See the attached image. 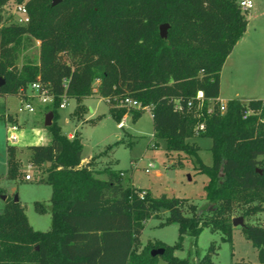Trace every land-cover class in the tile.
Returning a JSON list of instances; mask_svg holds the SVG:
<instances>
[{"label":"trees","instance_id":"trees-1","mask_svg":"<svg viewBox=\"0 0 264 264\" xmlns=\"http://www.w3.org/2000/svg\"><path fill=\"white\" fill-rule=\"evenodd\" d=\"M10 1L24 4L26 24L3 20L2 7ZM51 1L0 0V96L27 98L22 90L36 80L54 95L47 105L53 117L45 126L49 141L28 145L29 162L43 168L40 180L51 188L50 228L34 230L17 201L6 203L0 212V264H156L158 255H150L156 248H163L167 264H189L173 252L185 235L195 244L204 228L231 243L234 211L241 208L246 221L264 209V98L228 99L222 112L218 100L221 67L247 25L238 1ZM163 23L165 38L159 36ZM27 37L39 41L38 60L25 59L19 67V45ZM198 90L203 102L196 108ZM62 94L75 99L76 115L83 98H104L117 122L126 113L136 120L148 108L153 137L164 141L165 150L198 159L196 169L207 176V207L123 186L121 172L93 168L95 156L82 164L80 135L67 137L56 122ZM123 98L139 101L141 108L121 105ZM100 118L85 121L94 125ZM0 119L15 122L1 112ZM193 135L210 138V165L188 141ZM5 154L6 176L16 179L21 175L16 147L6 143ZM34 208L47 210L40 202ZM160 209L167 211L165 223L177 224L176 241L141 246L143 222ZM240 228L257 261L233 264H264V225L246 221ZM215 253L211 243L196 264H215Z\"/></svg>","mask_w":264,"mask_h":264},{"label":"rangeland","instance_id":"rangeland-1","mask_svg":"<svg viewBox=\"0 0 264 264\" xmlns=\"http://www.w3.org/2000/svg\"><path fill=\"white\" fill-rule=\"evenodd\" d=\"M251 1L252 7L243 11L247 19L245 33L240 41L236 42L220 70L219 100L222 103L232 98L241 101L264 98V0ZM14 7L15 3L12 1L2 7L3 20L16 21L19 15L14 11ZM38 51V40L24 38L19 45L17 65L20 67L25 59L37 62ZM25 100L26 98L20 96H0V112L10 114L15 120L11 122L0 119V212L4 210L6 203L17 197L29 225L34 230L46 231L50 228L48 209L51 188L40 180L44 176L43 168L35 167L29 162L28 145L49 141L50 136L43 122L51 106H39L36 100L30 98L27 101L33 103L34 112L20 111L19 106ZM82 104L79 115L74 113L76 101L73 98H66L64 108L56 107L55 111L58 115L56 122L64 135L69 138L74 134L80 135L83 161L95 156L94 165L98 164L97 167H109L121 172L123 186L147 189L153 197L165 194L168 197L185 199V205L192 203L199 209L207 207L204 194L207 176L196 169L198 159L165 150L164 141L153 137L148 108H145L136 120L131 118L130 113H126L124 126L117 128V121L108 113L104 98L91 94L82 99ZM89 106L93 112L88 111ZM209 108H212L211 103ZM98 115L101 118L94 125L85 121ZM13 123L18 124V140L14 146L19 161L18 169L21 172L16 179L6 176V126ZM188 141L199 147V159L205 165H210V138L193 135ZM109 145L112 146L107 149ZM178 160L181 161L180 164ZM149 163H153L154 167L145 171ZM26 173L31 176L28 180L24 179ZM98 178H105V175ZM35 202L42 203L47 210L37 212L34 208ZM241 212L242 209L237 208L233 213L234 217L240 216ZM166 216L167 211L160 209L143 222L139 237L141 246L156 241L166 245L174 244L178 234L177 224L165 223ZM246 221L264 225V209L247 217ZM246 221L243 219V222ZM231 239V243L223 241L219 232L204 228L197 236L195 244L191 236L185 235L181 249L175 250L173 255L187 259L189 264H196L213 243L216 253L211 255V259L215 264H233L239 260L257 261L256 251L251 242L243 236L240 226H233ZM156 264L167 263L158 255Z\"/></svg>","mask_w":264,"mask_h":264},{"label":"built area","instance_id":"built-area-1","mask_svg":"<svg viewBox=\"0 0 264 264\" xmlns=\"http://www.w3.org/2000/svg\"><path fill=\"white\" fill-rule=\"evenodd\" d=\"M238 5L242 11L248 10L252 7V1L251 0H237ZM15 12L19 15V17L16 19V21H13L14 23L23 25L28 22V15L27 10L23 3L15 4ZM22 93L27 97L26 102H21V105L19 106V110L24 112H34V106L33 103L28 102L27 100L34 99L38 102L39 106L45 107L53 102L54 95L44 86L41 84L38 80L31 82L28 84V86L22 90ZM66 96L65 94L60 95V101L57 105L58 108H64V102H65ZM195 100H196V108L200 107L203 102V93L201 90H198L195 94ZM219 100V99H218ZM220 111L222 112L225 107V103H222L220 100ZM121 105L132 107L139 109L141 108V103L137 100H134L132 98H123L120 101ZM187 106H191V101L187 102ZM177 109H180V106H176ZM212 109V108H211ZM211 109L208 107L207 111H211ZM125 119L124 116L119 120V122L116 123L117 128H122L124 126ZM198 129L203 128V124L199 123L197 125ZM18 130V124L13 123L11 125L6 126V141L8 144L14 145V143L18 140V136L16 134ZM154 167L153 163H149L148 167L145 168V171H149V169H152ZM31 176L26 173L24 174V179L28 180Z\"/></svg>","mask_w":264,"mask_h":264},{"label":"water","instance_id":"water-1","mask_svg":"<svg viewBox=\"0 0 264 264\" xmlns=\"http://www.w3.org/2000/svg\"><path fill=\"white\" fill-rule=\"evenodd\" d=\"M59 0H52L51 1V5H55L56 3H58ZM167 27L168 25L166 23H163L159 26V36L161 38H165L166 34H167ZM1 80H0V84H1ZM51 119H52V113L49 111L45 114L44 116V126H48L51 123ZM49 164V163H47ZM14 201H17V197H14ZM232 226H242L243 225V219L241 216H237L232 218ZM164 250L163 248H156V249H152L150 250V255L151 256H155V255H161L163 254Z\"/></svg>","mask_w":264,"mask_h":264},{"label":"crops","instance_id":"crops-1","mask_svg":"<svg viewBox=\"0 0 264 264\" xmlns=\"http://www.w3.org/2000/svg\"><path fill=\"white\" fill-rule=\"evenodd\" d=\"M244 33H245V32H244ZM244 33H243V34H244ZM242 36H243V35H242ZM242 36H241V38H242ZM241 38H240V39H241ZM240 39H239V41H240ZM239 41H238V42H239ZM234 46H235V45H234ZM227 57H228V56H227ZM227 57H226V58H227ZM225 61H226V59H225ZM225 61H224V62H225ZM219 94H220V89H219ZM218 99H219V96H218ZM90 110L93 112V109L89 106V107H88V111H90ZM87 160H88V159H87ZM87 160H86V161H83V160L81 159V163L84 164V163L87 162ZM97 165H98V164L94 165L93 168H94L95 170H101L102 168L97 167ZM102 175H103V174H96L97 177H101Z\"/></svg>","mask_w":264,"mask_h":264}]
</instances>
